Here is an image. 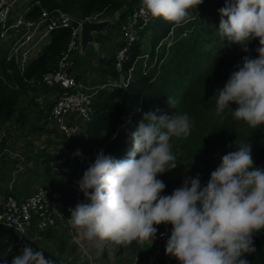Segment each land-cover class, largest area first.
<instances>
[{
  "label": "clouds",
  "instance_id": "obj_1",
  "mask_svg": "<svg viewBox=\"0 0 264 264\" xmlns=\"http://www.w3.org/2000/svg\"><path fill=\"white\" fill-rule=\"evenodd\" d=\"M204 0H140L139 16L148 23L161 18L177 26L189 22ZM218 34L247 53L257 39V58L242 57L223 88L217 89L215 114L230 110L251 129L264 126V0H225ZM175 108L176 101L168 97ZM231 103L237 107L233 110ZM143 114L130 133L124 159L97 153L77 181L84 201L69 209L71 224L88 240H107L127 247L149 246L159 225H171L165 254L179 264H250L254 237L264 231V167L254 166L252 146L241 141L220 158L205 186L200 174L185 177L170 195L158 177L177 167L173 138L187 139L193 123L187 113ZM114 138V137H113ZM74 155L80 156L77 150ZM161 235H164L161 233ZM11 251V249H9ZM0 264H8L0 256ZM11 264H55L42 251L24 246Z\"/></svg>",
  "mask_w": 264,
  "mask_h": 264
},
{
  "label": "trees",
  "instance_id": "obj_2",
  "mask_svg": "<svg viewBox=\"0 0 264 264\" xmlns=\"http://www.w3.org/2000/svg\"><path fill=\"white\" fill-rule=\"evenodd\" d=\"M39 1L40 4L34 7L31 14H37L42 7L61 8L78 19L113 13L124 7L125 10L119 17L122 19L134 4L140 2V0ZM224 3L225 0H204L187 22L191 25L188 32L176 33L171 43L163 45L156 54L153 49L159 40L165 38L170 29L177 25L161 18L151 21L141 32L140 38L131 44L127 59L123 63L125 74L132 68L127 85L98 91L92 104L91 116L85 126L86 138L82 141L78 138L63 140V147L67 150L64 157L67 160L73 157L75 159L74 153L77 150L98 145L103 135H114L126 115L134 121L136 129L144 113L159 108L160 112L157 114L171 116L187 113L193 123V130L187 139L172 140L178 162L175 169L158 177L166 185L162 194L172 192L181 186L185 177L195 176L203 171L206 173L202 186H205L210 173L219 165L220 158L229 151H235L241 141L251 143L254 166L262 167L264 126L253 130L246 123L233 119L230 110H226L222 117L215 114L216 90L223 88L230 73L237 70L235 66L241 63L243 56L257 58L258 53L255 49L260 46L258 40L254 39L248 46L249 51L245 53L238 45L222 41L218 34L220 20L218 9L224 7ZM205 13L211 15V20L200 31L191 21ZM147 29L152 33V49L142 60L140 39ZM68 38L67 28L51 30L48 42L22 72L13 62L7 61L6 51L0 50V126L13 118L18 122L25 120L21 96L25 94L29 96L31 92L28 81L39 78L44 72L56 66ZM102 38L101 33L95 36L98 42ZM110 48L111 53L98 59V63L103 75L116 78L118 73L114 65V51L112 46ZM168 97L176 101L175 108L169 106ZM30 100L33 98H29ZM230 107L235 110L237 105L231 103ZM128 151L125 153L123 151L120 159L126 158ZM62 157V154L46 156L42 161L46 174L49 175L48 183H58L60 188L62 187L59 177L56 174H49L51 171L49 163ZM39 241L46 245L43 256L57 264L59 253H63L66 246L63 241L57 239L56 231L51 228L39 231L35 248ZM254 246L255 253L246 254L245 258L250 264H264V231L254 237ZM7 262L11 264V261ZM162 264L179 262L165 254Z\"/></svg>",
  "mask_w": 264,
  "mask_h": 264
},
{
  "label": "built area",
  "instance_id": "obj_3",
  "mask_svg": "<svg viewBox=\"0 0 264 264\" xmlns=\"http://www.w3.org/2000/svg\"><path fill=\"white\" fill-rule=\"evenodd\" d=\"M23 4V0H0V50H5L7 61L13 62L22 72L48 42L51 30L60 27L69 29L66 47L56 66L28 82L31 89L45 88L51 91L48 101L45 100L46 117L49 124L56 127L59 137L62 140L78 138L82 141L86 138L85 126L91 116L92 104L98 91L127 85L132 68L125 74L123 63L127 59L128 50L153 20L145 23L139 16L140 2L134 4L124 18L118 20L116 25L119 41H111L110 44L113 47L118 76H106L104 81L90 84L72 71L74 56L79 48L80 24L83 18L78 19L61 8L42 7L37 14H31L34 7L40 4L39 0H29L24 9L17 10V5ZM98 15L84 18L96 20ZM29 96L32 95L29 93ZM39 101L43 103L41 99ZM65 153L67 154V150ZM8 157L13 160L17 156L9 153ZM84 158L83 155H76L75 161L82 165ZM65 160L64 156L60 159L62 162ZM63 200L64 192L58 183H41L23 197L15 196L9 186V191L0 203V226H6L13 231L12 246L17 252L16 255L20 254L24 246H30L36 251L34 244L39 231L48 228L57 230L71 220ZM170 232L171 226L157 234L159 244L167 240ZM79 247L81 249L82 245L79 244ZM13 256L14 254H10L7 261H11ZM146 264H159V260L156 257L151 258Z\"/></svg>",
  "mask_w": 264,
  "mask_h": 264
},
{
  "label": "rangeland",
  "instance_id": "obj_4",
  "mask_svg": "<svg viewBox=\"0 0 264 264\" xmlns=\"http://www.w3.org/2000/svg\"><path fill=\"white\" fill-rule=\"evenodd\" d=\"M28 1L29 0H23L24 4L17 5V10L24 9ZM113 14L114 12L99 14L96 20L104 18L110 19ZM210 20L211 15L205 13L201 16H196L191 22L195 24L197 29L202 31ZM190 26L189 23H186L184 25L172 27L168 35L159 40L158 45L153 49L154 54L159 52L163 45L166 44L167 46L171 43L176 33H187ZM105 31L106 33H101L103 34L102 40L93 44H88L84 52L79 53L80 49L78 48L74 56V59L80 56L81 60H86L85 65H90V70L88 71L90 76L93 74L97 75L95 72L97 68L100 70L98 59L107 53H111V41L115 43L119 41L116 24H111L106 27ZM151 40L152 33L150 29H147L143 32L142 39H140L142 43V60L145 59L144 56H147V54L151 52ZM92 68H95V71H93L94 69ZM35 92L37 93L36 89H31L30 95L33 96ZM29 98L31 97L28 95L24 96V98L21 96L22 103L25 104V102H28ZM22 106L26 114L27 107L24 105ZM27 121L26 119L25 121L18 122L13 118L0 126V157L7 158L11 161L10 166H8L10 168L9 174H7L9 178L4 182L6 183L5 186L8 191L9 186H11V192H13L14 195L16 194L15 190H19L22 186H26L29 190L32 189L31 191H33L39 185L38 182H50L49 175L44 171L45 166L42 162L43 159L46 156L61 154L64 156L66 154L65 148L63 147L64 141L56 135L57 130L55 126L50 129L42 128L41 126L38 128L33 122L27 123ZM42 122L43 119L40 120L39 124ZM51 129H53V131H50ZM135 130L134 121L126 115L122 119L114 135H103L98 145L79 149L81 155L85 157L82 165L77 164L74 157L68 160L66 159L65 163L60 160L49 163L51 170L49 174H56L59 177L60 185L64 192L63 205H65L68 210L74 208L78 202L84 201L83 193L79 191L77 181L82 177L86 168L94 162L97 153L103 151L105 155H111L116 159H120L121 153H123V151L125 153L131 148L130 133ZM8 152L15 154L17 157L13 160L10 159L8 157ZM205 173L204 171L201 173L199 172L201 186L205 180ZM44 177H46V179H44ZM171 193L172 192H166L164 195H170ZM170 226V224L157 226V234ZM56 236L57 239L63 241L66 246L64 252L59 253V257L56 259L57 264H146L147 260L155 257L158 258L159 264H162L167 241L164 240L159 244L158 238H156L151 246L147 243L139 245L136 241H133L129 246L122 247L107 240H88L83 237L78 229L72 226L71 220L62 224L56 230ZM79 244L82 245L81 249ZM45 247L46 245L42 241H39L38 244L36 243L37 251L43 252Z\"/></svg>",
  "mask_w": 264,
  "mask_h": 264
},
{
  "label": "crops",
  "instance_id": "obj_5",
  "mask_svg": "<svg viewBox=\"0 0 264 264\" xmlns=\"http://www.w3.org/2000/svg\"><path fill=\"white\" fill-rule=\"evenodd\" d=\"M108 53L105 54L103 57H107ZM74 68L72 69V71L78 75L80 78H84L88 83L93 84V83H97V82H101L104 81L106 76L103 75L100 70L97 68L95 71V68L93 71H95L97 73V75L93 74L92 76H90L88 74V71L90 70V65H85L86 64V60H81L80 56L77 57L76 59H74ZM89 66V67H86ZM99 70V71H98ZM37 93L35 92V94H33V100H30L28 102H25V104H23L25 107H27L26 109V117L25 120L27 119V123L29 122H33L36 127L39 128V126H41L42 128H46V129H50L53 128L52 125L49 124V122L47 121V117H46V109H47V105L46 102L48 101L49 97L51 96V91L45 88H35ZM26 95H23V98ZM28 98V97H27ZM42 100L43 103H41L39 100ZM46 100V102H45ZM23 102V101H22ZM27 104V105H26ZM25 112V111H24ZM43 119V122L41 124H39L40 120ZM24 120V121H25ZM50 131H53V129H51ZM55 132V129H54ZM56 135L59 136V134L56 132ZM10 162L7 158L4 157H0V203L3 199V197L5 196L6 192H8V190L6 189L5 186V182L7 181L9 178V167L10 166ZM45 171V170H44ZM4 173V174H3ZM6 178V179H4ZM44 179H46V177H44ZM42 180V179H41ZM41 182V181H40ZM38 182L39 184L44 183V181H42L41 183ZM4 183V184H3ZM37 183V184H38ZM32 190V189H31ZM31 190H29V188H27L26 186H22L20 187V189L15 190V195L17 197H23L26 196L27 194H29L30 192H32ZM60 227V226H59ZM56 231V230H55ZM13 231L6 227V226H0V256H2L4 259H8L11 255H16L17 252H15L13 250ZM11 248V251H9V249L7 248Z\"/></svg>",
  "mask_w": 264,
  "mask_h": 264
},
{
  "label": "water",
  "instance_id": "obj_6",
  "mask_svg": "<svg viewBox=\"0 0 264 264\" xmlns=\"http://www.w3.org/2000/svg\"><path fill=\"white\" fill-rule=\"evenodd\" d=\"M125 10L124 7L116 10L113 16L100 20H89L83 18L80 24V36H79V53L84 52L88 47V44L96 43L95 36L99 33H106V27L111 24H116L119 20L120 14Z\"/></svg>",
  "mask_w": 264,
  "mask_h": 264
}]
</instances>
